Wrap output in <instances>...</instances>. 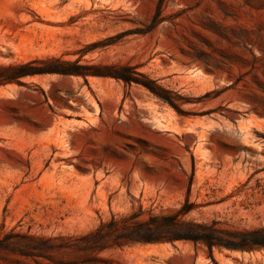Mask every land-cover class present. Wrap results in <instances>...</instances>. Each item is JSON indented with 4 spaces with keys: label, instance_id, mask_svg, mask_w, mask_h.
I'll use <instances>...</instances> for the list:
<instances>
[{
    "label": "rangeland",
    "instance_id": "1",
    "mask_svg": "<svg viewBox=\"0 0 264 264\" xmlns=\"http://www.w3.org/2000/svg\"><path fill=\"white\" fill-rule=\"evenodd\" d=\"M49 59L129 66L172 104L110 77L1 84L0 239L47 242L0 248V264H264L189 242L75 247L185 199L187 219L264 226V0H0V77Z\"/></svg>",
    "mask_w": 264,
    "mask_h": 264
},
{
    "label": "trees",
    "instance_id": "2",
    "mask_svg": "<svg viewBox=\"0 0 264 264\" xmlns=\"http://www.w3.org/2000/svg\"><path fill=\"white\" fill-rule=\"evenodd\" d=\"M33 62L8 66L4 71L11 74L0 77V85L15 79L39 74H60L86 77H110L123 81L125 84L142 85L151 93L172 104L167 91L153 80L138 79L140 74L129 66L118 65H80L78 61L68 62L60 59H49L41 66H33ZM195 208L187 199L179 208L168 213L154 214L143 211L141 206L134 212L119 218L111 217L108 222L101 223L98 228L77 241L86 246L75 247L78 250H102L110 246L144 244H175L189 242L203 245L211 256L213 249L232 252H259L264 250V226L257 228H236L225 221L211 219L208 222H197L186 216ZM47 240L30 235L8 232L0 239V248L16 249L21 252L30 251L35 245H44ZM78 259L81 264H94V258L87 256ZM77 264V263H74Z\"/></svg>",
    "mask_w": 264,
    "mask_h": 264
},
{
    "label": "bare ground",
    "instance_id": "3",
    "mask_svg": "<svg viewBox=\"0 0 264 264\" xmlns=\"http://www.w3.org/2000/svg\"><path fill=\"white\" fill-rule=\"evenodd\" d=\"M164 248V247H163ZM155 249V248H154Z\"/></svg>",
    "mask_w": 264,
    "mask_h": 264
}]
</instances>
